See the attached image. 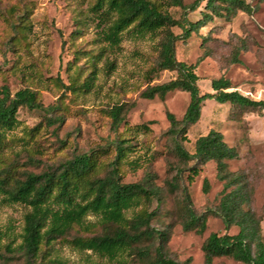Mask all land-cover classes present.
<instances>
[{"label":"rangeland","instance_id":"374dc122","mask_svg":"<svg viewBox=\"0 0 264 264\" xmlns=\"http://www.w3.org/2000/svg\"><path fill=\"white\" fill-rule=\"evenodd\" d=\"M246 1L255 7L252 12L237 11L229 19L214 17L187 40L175 42V57L194 65L201 91L213 92L211 80L224 77L231 89L263 101L261 109L252 110L206 99L183 147L192 153L196 138L214 129L237 149L238 157L229 160L228 167L246 174L252 187L251 206L261 218L264 238V0ZM94 3L95 0H0V86H7L11 94L30 88L44 108L54 107L53 111L19 108L17 124L2 133L0 170H11L21 178L26 172L55 169L60 162L94 149L96 164L91 176L104 177L114 156V141L126 138L131 150L119 166L120 182L141 181L149 174L160 196V202L150 198L129 208L126 216L157 207L151 225L169 230V256L181 263L205 264L203 244L208 235L234 234L238 229H225L221 219L212 214L206 216L202 232L182 227L184 189L196 213L215 207L222 190L215 163L198 164L195 174L189 171L195 160L180 159L167 133L166 112L180 118L189 93L174 90L164 98L142 97L147 86L176 76L171 70L151 73L158 59L161 35L130 27L122 32L117 45H110L102 29L112 18H98ZM202 6L188 13V18H200ZM168 11L179 18L183 10L170 7ZM172 30L180 33L176 27ZM88 76L93 77L90 89L78 88ZM56 77L65 85L74 83L75 90L61 87ZM119 104H124L123 121L113 130L108 111ZM28 211L30 206L10 201L0 193V254H5L10 263H23L20 253L10 255L4 245L13 248L21 242ZM100 220V215L88 213L85 222L91 225L89 230L75 225L51 245L43 244L36 264H118L73 246L74 238L103 231ZM212 264L244 263L219 257Z\"/></svg>","mask_w":264,"mask_h":264},{"label":"trees","instance_id":"16d2710c","mask_svg":"<svg viewBox=\"0 0 264 264\" xmlns=\"http://www.w3.org/2000/svg\"><path fill=\"white\" fill-rule=\"evenodd\" d=\"M184 0H95L92 6L98 18L106 21L102 36L110 45H117L121 34L132 27L138 31L160 34L158 59L151 73L171 70L176 76L157 85H149L142 92L144 98L164 96L174 90L189 93L188 105L180 118L169 111L167 133L174 142L176 155L182 160H195L189 171L197 173V165L208 161L215 163L216 178L222 183L218 204L206 211L196 213L187 191L184 189L185 216L182 221L184 230L202 232L205 229L206 216L215 215L221 219L225 229L237 227L234 234L210 233L203 244L204 262L212 264L215 258L230 257L244 264H264V238L261 232V218L252 209V187L246 174L231 171L228 161L238 157L237 149L228 145L222 134L210 129L194 142V150L189 153L183 142L187 132L200 118L202 104L206 99L218 103H228L234 107L261 109L263 101L253 100L237 90L231 89L228 79L218 77L211 80L213 92H203L196 81L195 67L179 61L175 57V42L187 40L192 32L214 17L229 19L237 11L252 12L255 7L246 0H193L185 5ZM200 18L190 20L188 13L194 12L200 5ZM170 7H179L183 11L179 18H174L168 11ZM186 9H188L186 11ZM178 28L175 34L172 28ZM58 79V77H56ZM61 87L75 90V84L65 85L59 79ZM93 77L88 76L80 85L88 91ZM54 110L53 106L44 108L35 91L21 88L10 93L5 85L0 86V143L2 133L17 124V112L20 107ZM124 104L113 105L109 111L111 128L117 130L123 117ZM147 129L146 125H143ZM131 150L126 138L114 141V156L109 161V170L104 177L91 176L95 168V150L82 152L60 162L55 169L41 173L26 172L17 177L11 170H0V193L10 201L30 206L24 215L21 242L11 247L4 245V251L10 255L20 253L22 264H36L41 257V246L51 245L58 238L64 237L77 225L89 230L91 225L85 222L88 213L100 215L103 231L87 237L72 240L73 246L105 258L109 262L129 264H187L169 256L166 243L168 229H158L151 225L157 207L147 211L140 210L127 217L125 212L141 202L155 198L160 202L159 189L154 186L151 176L137 182H120L119 166ZM208 184L204 182V191ZM1 249V245H0ZM5 254H0V264L10 263Z\"/></svg>","mask_w":264,"mask_h":264}]
</instances>
